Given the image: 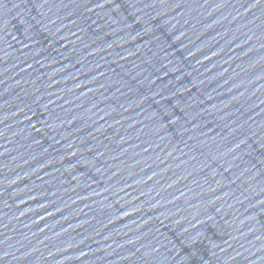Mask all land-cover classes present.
<instances>
[{
    "label": "water",
    "instance_id": "obj_1",
    "mask_svg": "<svg viewBox=\"0 0 264 264\" xmlns=\"http://www.w3.org/2000/svg\"><path fill=\"white\" fill-rule=\"evenodd\" d=\"M0 264H264V0H0Z\"/></svg>",
    "mask_w": 264,
    "mask_h": 264
}]
</instances>
